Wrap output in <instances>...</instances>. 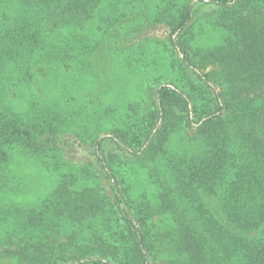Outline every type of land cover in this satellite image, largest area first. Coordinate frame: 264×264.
<instances>
[{
    "label": "trees",
    "instance_id": "trees-1",
    "mask_svg": "<svg viewBox=\"0 0 264 264\" xmlns=\"http://www.w3.org/2000/svg\"><path fill=\"white\" fill-rule=\"evenodd\" d=\"M157 25L168 35L150 59L141 35ZM116 28L162 75L82 119L69 94ZM40 80L19 110V87ZM79 118L96 166L69 169L60 134ZM187 132L197 152H170ZM14 154L56 185L2 215L9 264H264V0H0V170Z\"/></svg>",
    "mask_w": 264,
    "mask_h": 264
},
{
    "label": "rangeland",
    "instance_id": "rangeland-1",
    "mask_svg": "<svg viewBox=\"0 0 264 264\" xmlns=\"http://www.w3.org/2000/svg\"><path fill=\"white\" fill-rule=\"evenodd\" d=\"M90 32L95 33V27H91ZM121 28L115 29V36L112 37L111 50L105 55L95 57L91 61V74L85 78V85L78 94H69L74 100V105L80 106V118L93 116L99 109L105 106H113L119 109L124 108L129 103L138 102L148 96L149 88L156 86L155 78L160 74L155 68L148 66L149 61L143 60L133 55L130 60L129 47L136 44L145 37L150 38L153 43L149 53L150 59H153L161 52V47H155L160 42H164L168 35L164 26L157 25L145 31L141 37L125 38L122 37ZM160 59V58H159ZM130 60V61H129ZM40 84L34 83L30 88L19 87V110H22L25 103L30 99L32 93L35 96H42L44 93V80ZM72 99V98H70ZM79 119H76V125L70 128L69 132L61 133V160L69 169H80L87 164L96 166L92 156L93 149L88 141H84L82 128H80ZM78 126V127H77ZM77 127V128H75ZM78 133L81 137L76 136ZM186 134H176L168 142L167 146L172 153H196L198 143L188 138ZM108 152L116 153L112 145L105 147ZM140 186H146L151 199L155 196L154 189L141 169L137 176ZM56 185L55 179L42 170L36 161L21 154H14L9 162L0 170V226L6 227L2 221V215L9 207L30 208L39 204L47 198ZM103 185V184H102ZM104 186L108 188V184ZM147 192V195H148ZM215 210L216 206L212 205ZM4 232L0 231V245L4 243ZM14 264L13 262H10ZM0 264H9L7 259H0Z\"/></svg>",
    "mask_w": 264,
    "mask_h": 264
}]
</instances>
